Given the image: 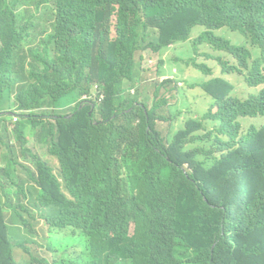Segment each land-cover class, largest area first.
<instances>
[{
    "label": "trees",
    "instance_id": "16d2710c",
    "mask_svg": "<svg viewBox=\"0 0 264 264\" xmlns=\"http://www.w3.org/2000/svg\"><path fill=\"white\" fill-rule=\"evenodd\" d=\"M196 27L205 29L199 42L237 62L223 68L247 73L251 88L264 85V0H0V137L18 118L19 138L26 128L38 143L56 136L49 153L58 162L41 164L22 149L36 166L22 165L29 180L16 178L14 159L0 167L2 264H18L6 209L27 234L39 236L32 220L46 221L53 261L42 264H264V127L242 125L264 118V91L242 101L229 83H204L217 113L164 136L156 123L175 118L157 100L178 88L153 86L149 108L141 87V54L187 45ZM225 28L259 57L215 36ZM207 67L195 65L209 76ZM32 80L12 105L16 86ZM79 97L86 111L65 120ZM45 118L57 128L37 121Z\"/></svg>",
    "mask_w": 264,
    "mask_h": 264
},
{
    "label": "rangeland",
    "instance_id": "374dc122",
    "mask_svg": "<svg viewBox=\"0 0 264 264\" xmlns=\"http://www.w3.org/2000/svg\"><path fill=\"white\" fill-rule=\"evenodd\" d=\"M44 9L46 6L43 7ZM113 14L115 15L117 7H112ZM205 30L201 27H197L193 31L192 42L179 46L172 49L171 53L168 56L166 67L171 71V76H173L174 81L179 83L180 94L177 95V92L172 94H167L165 91H162L160 94V99H167L169 105L172 108V111L177 113L180 112L182 116L174 122H163L157 123V129L163 134L167 135L168 133L175 132L183 126L185 120L189 117H202L212 110L214 101L208 97L198 85L204 81H209L211 79H223L226 82H229L234 87V96L241 99L247 100L253 96L258 95L264 90V85L258 88H249L246 85L245 79L237 74L225 75L224 69L221 64H225L228 67L236 65V62L233 58L223 52L214 51L211 46L205 42L200 41L201 33L204 34ZM217 38L231 42L235 47H242L247 44L245 38L241 35L230 31L229 29H224L218 32H215ZM56 51H52L50 58L54 59ZM144 56V67L147 71L146 80L147 85L161 83L160 71L164 70L165 65H161V62H164V59L160 55H155L151 52L143 54ZM32 61L30 60V63ZM152 62V63H150ZM194 64L197 65H206L213 71V76L210 78L205 77L202 73L198 72L194 68ZM38 66L33 67L32 70L37 69ZM41 67H39L40 69ZM176 70L177 73L174 75L173 71ZM35 80L30 81L26 84H18L15 90L12 92L13 99L11 100L12 105L17 104V96L20 93H26L28 87ZM38 86V84H37ZM80 97L70 105L69 108L65 109L63 116L65 120L75 122L81 114H83L87 107L83 105L80 101ZM150 107L153 105L152 101L149 103ZM168 111L167 108L162 109V113L166 114ZM6 112L4 108H0V114ZM216 112V110H214ZM37 121H43L46 124L52 126V128H57V122L54 119L45 118ZM13 124H6L9 130V134L5 135L4 138L0 137V165L5 167L8 160H16L19 164L17 166L18 172L16 173V178L21 177L24 180H29L28 171L22 166L27 165L36 169L35 162L31 159L23 161L21 158L22 149L30 151L32 153V159H36V162L41 164H47L50 167H58V162L55 161L54 157L50 155L49 150L51 145L56 141V136H46L45 143H38L34 138H32V132L30 129H23V137L19 138L15 132L16 125L19 124V119L16 121L13 120ZM245 129L255 127L261 128L264 126V119H248L243 122ZM5 131L3 124L0 123V135ZM39 131V129H37ZM20 139V140H19ZM28 141L27 146H22L23 141ZM10 148L13 149L14 153L12 154ZM102 159V158H101ZM182 169L186 170L187 166ZM33 185V183L31 184ZM1 186V185H0ZM206 199V197H203ZM6 224L11 227L10 243L14 244V256L18 264H42L41 261L49 260L53 261V255L48 251L45 246L48 242L45 240L49 236L48 225L45 220L33 221V226L35 231L39 236L34 234L27 235L28 238L32 241H28L27 245L20 247L26 232L18 231L19 224L14 220V210L6 209ZM134 227H131V234H133ZM5 257H8V250L2 251ZM74 253V252H73ZM76 253V252H75ZM3 259H0V264H2ZM39 261V262H36Z\"/></svg>",
    "mask_w": 264,
    "mask_h": 264
},
{
    "label": "clouds",
    "instance_id": "9594fccd",
    "mask_svg": "<svg viewBox=\"0 0 264 264\" xmlns=\"http://www.w3.org/2000/svg\"><path fill=\"white\" fill-rule=\"evenodd\" d=\"M197 28V27H196ZM202 28V27H201ZM195 29V28H194ZM204 29V28H203ZM225 29H228V28H225ZM205 30V29H204ZM222 30H224V29H222ZM230 30V29H229ZM194 31V30H193ZM221 31V30H220ZM231 31V30H230ZM216 32H218V31H216ZM233 32V31H232ZM234 33H237V32H234ZM237 34H239V35H241L240 33H237ZM242 36V35H241ZM243 38H245L244 36H242ZM245 40L247 41V39L245 38ZM226 41V40H225ZM229 42V41H228ZM230 44H231V42H229ZM232 45V44H231ZM233 46V45H232ZM177 47H179V45H171L169 48H168V50L164 53V54H155V53H153V52H151V51H148V52H151V53H153V54H155V55H160V56H162L163 57V59H164V62H161V65L163 66V65H165L164 66V70H162V72L160 71V78H162L161 79V83H158V84H152V85H147V80H146V74H147V71L145 70V67H144V56H143V54H145V53H147V52H145V53H142L141 55H142V57H143V68H144V71H145V76H144V82L142 83V85H141V87L143 88V89H147L148 90V97H149V103H150V101H152V103H153V105H154V102H155V97H154V90H153V86H156V85H161V84H163V83H165V82H172L173 83V87H179V83L178 82H176V81H174V78H173V76H171V71L170 70H168L167 69V67H166V64H167V59H168V56H169V54L171 53L170 51H172V49H174V48H177ZM234 48H247V49H249L251 52H252V54H253V56H254V59H257L258 57H259V55H260V52L258 51V50H256V49H252V47L250 46V44H249V42L247 41V44L245 45V46H242V47H235V46H233ZM214 51H216V50H214ZM216 52H223V53H226V54H228V55H230L229 53H227V52H224V51H216ZM231 56V55H230ZM232 57V56H231ZM233 58V57H232ZM233 60L235 61V59L233 58ZM236 62V61H235ZM150 63H152V62H150ZM195 65H197V64H194V68H195ZM198 66H200V65H198ZM202 66H206V65H202ZM235 66H237V62H236V65ZM235 66H232V67H235ZM207 67V66H206ZM232 67H228V69H230V68H232ZM210 71H211V75H206L203 71H200V70H197L196 68V70L198 71V72H200V73H202L205 77H207V78H211L212 76H213V71L209 68V67H207ZM177 73V71L176 70H174L173 71V74L175 75ZM225 74V73H224ZM233 74H237V75H239V76H241V77H243L244 79H245V76L247 75V73H244V76L243 75H240V74H238V73H230L229 75H233ZM225 75H227V74H225ZM212 80H221V81H224L223 79H211V80H209V81H204V82H202V83H200L199 85H198V88H200L208 97H210L202 88H201V85L202 84H204V83H208V82H210V81H212ZM224 82H226V81H224ZM245 82H246V79H245ZM226 83H229V82H226ZM230 84V83H229ZM231 85V84H230ZM246 85L248 86V84H247V82H246ZM232 86V85H231ZM260 86H262V85H260ZM260 86H258V87H260ZM233 87V86H232ZM249 87V86H248ZM258 87H256V88H258ZM249 88H251V87H249ZM253 89H255V88H253ZM162 91H165V90H162ZM161 91V92H162ZM264 91V90H263ZM262 91V92H263ZM161 92H160V94H161ZM166 92V91H165ZM174 92H177V95H179L180 94V89L178 88V90H176V91H173L172 93H174ZM167 94H172V93H168V92H166ZM261 93V92H260ZM259 93V94H260ZM131 94L132 95H135L136 94V91L135 90H132L131 91ZM160 94H159V98H158V100L157 101H159V100H165V101H167V106H165V107H163V108H167L168 109V111H167V113L166 114H163L162 113V109L160 110V113L163 115V116H166V117H170V116H174V118L175 119H173V120H169V121H164V122H174V121H177L181 116H182V114L180 113V112H177V113H175V112H173L172 111V108H171V106L169 105V101L167 100V99H160ZM234 87H233V93H232V97H234V98H237V97H235L234 95ZM258 94V95H259ZM258 95H256V96H258ZM256 96H253V97H256ZM211 99H213L212 97H210ZM252 98V97H251ZM237 99H239V98H237ZM250 99V98H249ZM249 99H247V100H249ZM241 100V99H240ZM213 101L215 102L214 103V105H213V108H212V110H210L207 114H209V113H213V114H215V113H217V110H218V108H217V105H216V101L213 99ZM242 101H246V100H242ZM149 103H148V106H149V108H152L153 107V105L150 107V105H149ZM214 110H216V112H214ZM207 114H205L204 116H206ZM204 116H202V117H189V118H187L186 120H185V122L183 123V126L181 127V128H183L184 127V125H185V123L189 120V119H199V120H201V119H203L204 118ZM257 119H264V118H257ZM245 120H248V119H245ZM245 120H243V122L245 121ZM243 122H242V125H243ZM157 123H163V122H157ZM157 123H156V125H157ZM262 127H264V126H262ZM261 127V128H262ZM181 128H179L178 130H180ZM243 128H244V126H243ZM252 128V127H251ZM253 128H255V127H253ZM156 129H157V127H156ZM245 129V128H244ZM259 129V128H258ZM158 130V129H157ZM177 130V131H178ZM246 130V129H245ZM159 131V130H158ZM177 131H175V132H177ZM160 132V131H159ZM175 132H171V133H168V134H172V133H175ZM161 133V132H160ZM167 134V135H168ZM163 135V134H162ZM164 136H166V135H164ZM24 205H26V206H28V207H30L31 205L30 204H28V203H24ZM6 214V213H5ZM5 217H6V215H5ZM134 227V231H135V226L134 225H131V227ZM9 228H10V235H11V227L9 226ZM19 229H21V226H20V224H19V228H18V231H19ZM35 230V229H34ZM22 231H24V230H22ZM22 231H20V232H22ZM134 231H133V234H134ZM25 232V231H24ZM36 232V231H35ZM37 233V232H36ZM38 234V233H37ZM130 234H131V228H130ZM133 234H131V235H133ZM27 235H29V234H27L26 233V236H24V237H28ZM14 247H15V245H14Z\"/></svg>",
    "mask_w": 264,
    "mask_h": 264
},
{
    "label": "crops",
    "instance_id": "0c3cea01",
    "mask_svg": "<svg viewBox=\"0 0 264 264\" xmlns=\"http://www.w3.org/2000/svg\"><path fill=\"white\" fill-rule=\"evenodd\" d=\"M223 69H224V73H225V74H227V75L230 74V71H229L227 68L224 67ZM0 167H2V166L0 165Z\"/></svg>",
    "mask_w": 264,
    "mask_h": 264
},
{
    "label": "built area",
    "instance_id": "2783aa9c",
    "mask_svg": "<svg viewBox=\"0 0 264 264\" xmlns=\"http://www.w3.org/2000/svg\"><path fill=\"white\" fill-rule=\"evenodd\" d=\"M18 118H15L14 120L16 121Z\"/></svg>",
    "mask_w": 264,
    "mask_h": 264
}]
</instances>
